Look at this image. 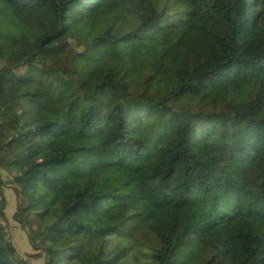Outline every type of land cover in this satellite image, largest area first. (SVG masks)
<instances>
[{
  "label": "trees",
  "instance_id": "16d2710c",
  "mask_svg": "<svg viewBox=\"0 0 264 264\" xmlns=\"http://www.w3.org/2000/svg\"><path fill=\"white\" fill-rule=\"evenodd\" d=\"M0 170L41 264H264V0H0ZM194 183L243 205L147 217Z\"/></svg>",
  "mask_w": 264,
  "mask_h": 264
},
{
  "label": "rangeland",
  "instance_id": "374dc122",
  "mask_svg": "<svg viewBox=\"0 0 264 264\" xmlns=\"http://www.w3.org/2000/svg\"><path fill=\"white\" fill-rule=\"evenodd\" d=\"M7 160L4 162L6 163ZM154 176L152 171H147L143 175H132L131 180L142 182L147 178ZM0 177L5 182L3 194L6 199V233L15 246L19 259L29 262V264H41L43 259L34 260L31 255L36 254L28 243L27 233L23 231L14 215L25 206V199L21 192L13 186L11 177L4 171L0 170ZM149 206L146 210L147 217L160 216L171 207H177L181 211V217L184 222L195 223L199 228L198 232L203 237L208 227L214 225L218 218L227 215L232 216L238 212L243 202L235 195L224 189L222 186L215 185L210 192H203L197 184H193L188 194L180 195L177 192H170L165 196H160L154 191L148 192ZM59 215L58 210H53L48 216L47 221L55 222ZM21 214L18 216L22 220Z\"/></svg>",
  "mask_w": 264,
  "mask_h": 264
}]
</instances>
